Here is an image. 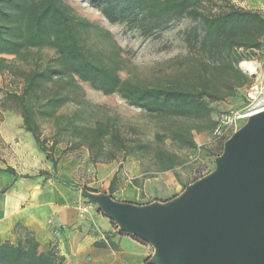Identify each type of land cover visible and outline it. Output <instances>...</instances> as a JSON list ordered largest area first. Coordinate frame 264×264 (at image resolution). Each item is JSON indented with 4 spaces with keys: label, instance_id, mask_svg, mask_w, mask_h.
<instances>
[{
    "label": "trees",
    "instance_id": "16d2710c",
    "mask_svg": "<svg viewBox=\"0 0 264 264\" xmlns=\"http://www.w3.org/2000/svg\"><path fill=\"white\" fill-rule=\"evenodd\" d=\"M89 2L108 22L132 24L144 36L155 35L171 22L187 18L191 25L184 31L190 51L186 64L152 82L122 78L124 59L120 48L113 43V49L104 56L92 55L84 39L91 22L75 14L64 0H0V55L26 60L32 55L27 46L50 45L56 51L54 58L44 63L35 61L30 70L18 71L19 91L6 92L1 109L19 115L24 130L31 134L35 146L53 167L56 165L53 149L59 137L67 134L74 146L87 149L92 163L108 162L118 154L123 159L147 154L156 172L174 170L184 159L158 143L166 138L179 149H194L197 145L193 132L214 128L216 121L210 102L232 96L251 82L238 63L259 49L264 17L228 0L216 5V11L207 9L203 0ZM103 33L110 35L108 31ZM12 63L0 56V73ZM79 82L105 95L118 94L128 105L141 109L155 121L156 143L151 145L127 137L117 121L105 114L91 120V104L84 100ZM70 102L76 105L70 114L58 113ZM173 118L185 121L169 122ZM41 119L52 121L50 144L42 136ZM0 171L17 177L11 166ZM39 175L48 176V172L40 171ZM55 180L74 191L81 187ZM11 184L1 188L0 193ZM15 234V244L9 241L0 244V264L62 262L53 249L39 252L34 233L25 226L18 225Z\"/></svg>",
    "mask_w": 264,
    "mask_h": 264
},
{
    "label": "rangeland",
    "instance_id": "374dc122",
    "mask_svg": "<svg viewBox=\"0 0 264 264\" xmlns=\"http://www.w3.org/2000/svg\"><path fill=\"white\" fill-rule=\"evenodd\" d=\"M73 12L80 17L88 19L92 27L84 35L86 46L92 55L104 56L113 49V43L121 50V56L124 59L120 76L122 78H131L132 80L152 82L156 79L174 72L175 69L182 67L187 62L190 54L187 43L184 40V31L191 25L187 18H181L171 22L167 27L157 31L155 35L144 36L132 24L110 23L101 13L91 6L89 0H64ZM227 0H203L207 9L216 11V5ZM231 1V0H228ZM247 0H235L234 4L238 7L242 5L244 9L249 6ZM264 16V13L259 12ZM108 31L109 36L103 32ZM32 52L27 59L16 58L14 55H0L7 60H11L12 66L0 73V102L3 95L8 91H19L20 81L17 77L18 71H28L34 66V62L44 63L56 56L55 49L50 45L27 46ZM264 57V37L261 38L259 49L248 54L245 61L253 66V71H247L238 67L251 78V82L235 92L234 95L226 97L220 101H212V118L217 121L220 114L224 112H235L244 108L247 104V94L249 87L256 85L258 93L256 99L248 110L253 111L258 107L264 106V66L261 60ZM78 87L84 100L91 104V120L103 114L114 118L121 126L124 134L129 138H134L138 142L155 144L153 137L156 128L155 121L148 117L141 109L128 105L118 94L105 95L101 91L90 87L86 83L79 82ZM261 88H263L261 90ZM76 105L72 102L65 104L58 113L70 114ZM19 115L11 110H2L0 106V126L14 123ZM185 120L173 118L169 122L181 123ZM246 119L237 122L236 130L245 123ZM42 136L48 140V144L53 138V125L51 119L40 120ZM213 129H205L201 132H193V139L197 145L194 149H179L172 144L169 139L163 138L159 146L179 154L184 162L177 166L173 171H166L174 177V180L180 185L178 190H171L172 185L164 188L165 193H170V198L177 196L188 184L194 180L208 174L214 168V160L220 154L225 140H213ZM59 143L53 149V156L56 159V165L47 160V166L42 162V171L48 172L50 181L54 179H63L61 173L66 175L70 182L81 186L82 184L100 185L88 172L92 163L89 160V153L83 146H74L70 137L64 134L59 137ZM18 140H12L11 131L0 132V166H24L27 163L25 157L30 155L31 149H23L17 146ZM106 152V151H104ZM141 158L135 155H129L122 158L121 154L113 160H137L144 171L143 178L152 177L155 167L148 161L147 154H139ZM108 161V162H110ZM107 163V162H98ZM10 164V165H9ZM91 167V166H90ZM165 172V171H164ZM163 172V173H164ZM36 174V172H33ZM62 176V175H61ZM92 185V184H91ZM80 191V190H79ZM81 192V191H80ZM84 198V197H83ZM86 200V199H85Z\"/></svg>",
    "mask_w": 264,
    "mask_h": 264
},
{
    "label": "water",
    "instance_id": "95a60500",
    "mask_svg": "<svg viewBox=\"0 0 264 264\" xmlns=\"http://www.w3.org/2000/svg\"><path fill=\"white\" fill-rule=\"evenodd\" d=\"M81 195L153 248V264H264V109L223 143L208 174L166 202Z\"/></svg>",
    "mask_w": 264,
    "mask_h": 264
},
{
    "label": "crops",
    "instance_id": "0c3cea01",
    "mask_svg": "<svg viewBox=\"0 0 264 264\" xmlns=\"http://www.w3.org/2000/svg\"><path fill=\"white\" fill-rule=\"evenodd\" d=\"M246 2L247 9L264 13V0ZM261 64L264 66V57ZM7 130L11 131L12 140L19 141V148L23 149L25 144L31 153L25 157L28 164L18 167L9 164L16 178L0 171V190L12 183L0 193V244L4 241L15 244V228L23 225L34 233L38 251L53 249L62 257L60 264H153L151 245L120 230L96 204L85 200L79 190L85 187L94 193L108 194L115 201L137 205L166 202L172 198L164 188L171 184L174 192L180 187L171 174L154 172L152 177L143 178L145 173L140 162L133 159L90 164L88 172L101 184H82L74 191L55 179L50 181L48 176L39 175L42 162L47 166V158L35 146L31 134L24 130L20 117L14 123L0 126L1 133ZM26 174L32 177H21ZM61 175L62 180L70 182L66 175Z\"/></svg>",
    "mask_w": 264,
    "mask_h": 264
},
{
    "label": "built area",
    "instance_id": "2783aa9c",
    "mask_svg": "<svg viewBox=\"0 0 264 264\" xmlns=\"http://www.w3.org/2000/svg\"><path fill=\"white\" fill-rule=\"evenodd\" d=\"M263 88H261L262 90ZM258 88L256 85L249 87L247 94V104L244 108L235 112H225L220 114L216 121V124L212 130L213 140H225L233 131L237 128V122L242 119H246L249 116L248 107L252 105L256 99ZM86 208L83 209L85 211Z\"/></svg>",
    "mask_w": 264,
    "mask_h": 264
},
{
    "label": "bare ground",
    "instance_id": "6f19581e",
    "mask_svg": "<svg viewBox=\"0 0 264 264\" xmlns=\"http://www.w3.org/2000/svg\"><path fill=\"white\" fill-rule=\"evenodd\" d=\"M240 67L245 69V70H253V67L251 66V64L248 62V61H241L240 62ZM264 109V106L263 107H258L256 109H254L253 111H249V115L252 114V113H255L259 110H262Z\"/></svg>",
    "mask_w": 264,
    "mask_h": 264
}]
</instances>
